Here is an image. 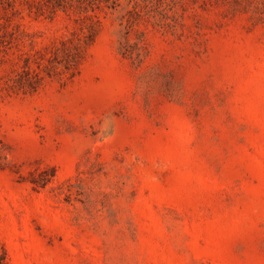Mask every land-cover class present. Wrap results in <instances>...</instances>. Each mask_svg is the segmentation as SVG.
<instances>
[{
    "label": "rangeland",
    "instance_id": "1",
    "mask_svg": "<svg viewBox=\"0 0 264 264\" xmlns=\"http://www.w3.org/2000/svg\"><path fill=\"white\" fill-rule=\"evenodd\" d=\"M0 264H264V0H0Z\"/></svg>",
    "mask_w": 264,
    "mask_h": 264
}]
</instances>
